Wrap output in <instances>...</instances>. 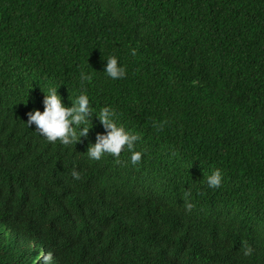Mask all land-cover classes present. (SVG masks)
Returning a JSON list of instances; mask_svg holds the SVG:
<instances>
[{
	"label": "trees",
	"instance_id": "trees-1",
	"mask_svg": "<svg viewBox=\"0 0 264 264\" xmlns=\"http://www.w3.org/2000/svg\"><path fill=\"white\" fill-rule=\"evenodd\" d=\"M113 57L123 78L105 72ZM50 89L66 108L87 96L90 121L72 125L87 137L27 126ZM105 107L139 139L97 161ZM40 250L264 264V0H0V264H44Z\"/></svg>",
	"mask_w": 264,
	"mask_h": 264
},
{
	"label": "clouds",
	"instance_id": "clouds-1",
	"mask_svg": "<svg viewBox=\"0 0 264 264\" xmlns=\"http://www.w3.org/2000/svg\"><path fill=\"white\" fill-rule=\"evenodd\" d=\"M132 55H135V50H132ZM105 72L112 79L123 78L125 75V69L118 67L117 59L110 58L107 60ZM91 76H85L81 73V81H90ZM91 111L89 109V100L86 95H81L78 98V105L71 108L62 106L60 98L56 89H50L49 94L44 96V111L39 110L29 112L27 114L28 120L27 126L30 127L33 124L36 126V132L45 136L49 142L61 141L64 145H70L74 141L83 136L87 137L89 128H81L79 138L77 139L76 133L73 130L72 125H82L85 119L90 121ZM114 113L108 107L102 109L99 119L104 128L107 129L106 135L97 134L96 143L92 147L88 148V155L90 158L100 160L103 153L112 154L115 157H119L122 149L127 145L131 151L133 149V142L138 140L136 135L127 134L123 128L117 127V125L110 119ZM71 117V120L69 119ZM71 137V138H70ZM141 160L140 152H132L131 162L135 165ZM73 177L79 179V175L76 172L72 173ZM207 185L209 188H218L221 185V173L219 170L215 171L207 178ZM194 207L191 203H185L186 211H191ZM251 249H246L244 255H250ZM42 258L44 264H51L53 259L52 252L44 253L40 250L39 259Z\"/></svg>",
	"mask_w": 264,
	"mask_h": 264
}]
</instances>
